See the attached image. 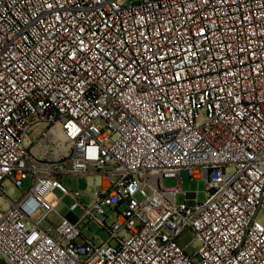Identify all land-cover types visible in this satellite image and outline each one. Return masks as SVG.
<instances>
[{"label": "built area", "instance_id": "1", "mask_svg": "<svg viewBox=\"0 0 264 264\" xmlns=\"http://www.w3.org/2000/svg\"><path fill=\"white\" fill-rule=\"evenodd\" d=\"M7 199L6 264H264V0H0Z\"/></svg>", "mask_w": 264, "mask_h": 264}, {"label": "rangeland", "instance_id": "2", "mask_svg": "<svg viewBox=\"0 0 264 264\" xmlns=\"http://www.w3.org/2000/svg\"><path fill=\"white\" fill-rule=\"evenodd\" d=\"M91 171H95V170L92 169ZM182 180H183L182 191L184 193L197 192L199 202L203 203L206 201V182L205 181H203V180H201V181L192 180L187 172L182 173ZM64 182L65 183H71L73 188H78L80 191L85 193L84 197L82 199V202L85 205L89 206L92 203V201H93L92 200V191L88 190L86 177L71 178V179L66 178V180ZM31 184H32V182H26L24 184L23 190L27 191L30 188ZM164 185L167 188L175 187L177 185V180L176 179H166L164 181ZM4 190H5L6 195H8L11 200L18 199L20 196H22V194L24 192V191H20V190H14L13 186H11L10 184H7V183L4 185ZM49 199L52 200L54 203H56V208H57V211L60 215L66 216L68 214V211H69L68 209H69L70 205L72 204V202L69 198L63 197V195L60 192L56 191L49 197ZM177 202H178V204H183L185 202V196L183 194H179L178 198H177ZM0 205L2 206V210H6L8 208V206L10 205V201L8 199L5 201L0 200ZM2 210H0V212H2ZM75 213L78 216L83 215V212L80 209H78ZM115 220H116V216L114 214H111L110 218H109V223L111 224ZM50 221L52 223H56L59 220L57 217H54V218L52 217V220H50ZM85 234L88 237H92V236L97 234L100 236L102 241H105L108 239V236L106 235L105 231L94 223H91L88 225V228L86 229ZM191 239H192V235L189 234V232H188L179 241H180L181 245H185ZM194 247L195 246H192L191 251ZM0 261H1V259H0Z\"/></svg>", "mask_w": 264, "mask_h": 264}, {"label": "water", "instance_id": "3", "mask_svg": "<svg viewBox=\"0 0 264 264\" xmlns=\"http://www.w3.org/2000/svg\"><path fill=\"white\" fill-rule=\"evenodd\" d=\"M0 264H6L5 262L0 261Z\"/></svg>", "mask_w": 264, "mask_h": 264}]
</instances>
